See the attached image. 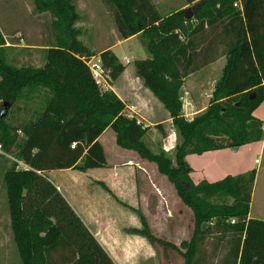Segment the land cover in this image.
Listing matches in <instances>:
<instances>
[{
    "label": "trees",
    "instance_id": "trees-1",
    "mask_svg": "<svg viewBox=\"0 0 264 264\" xmlns=\"http://www.w3.org/2000/svg\"><path fill=\"white\" fill-rule=\"evenodd\" d=\"M102 1L120 39L144 38L148 55L134 60L135 71L168 111L178 141L173 157L163 148L153 150L144 139L149 126L130 116L113 90L100 91L79 58L87 60L95 52L78 38L76 0H31L35 11L50 16L47 58L52 68L16 65L0 30V110L3 101L12 104L33 92L47 93L45 104L26 120H9L8 112L0 116V144L13 157L0 154L9 161L1 178L22 264H116L47 174L105 166L98 136L106 128L118 146L154 162L191 209L194 229L181 243L184 264H209L203 245L210 233L216 238L212 255L219 257L217 264H264V220L248 217L255 169L194 182L185 161L189 153L240 147L262 137L263 122L253 111L264 99V0H184L190 6L200 3L190 17L185 8L162 14L152 0ZM49 51L62 52L66 60L54 61ZM98 55L109 81L125 69L111 48ZM222 56L207 105L186 118L184 78ZM99 184L117 200L103 181ZM132 209L141 226L130 231L166 245L150 231L144 214ZM220 248L223 253L217 252Z\"/></svg>",
    "mask_w": 264,
    "mask_h": 264
},
{
    "label": "rangeland",
    "instance_id": "rangeland-1",
    "mask_svg": "<svg viewBox=\"0 0 264 264\" xmlns=\"http://www.w3.org/2000/svg\"><path fill=\"white\" fill-rule=\"evenodd\" d=\"M15 1L16 0H6L4 3L0 4L1 29L3 27V30L7 31L12 29V26L20 27L21 36L20 34L18 36H5L7 41H14L11 39H16L15 42H17V44L11 46L9 58H17L15 62L16 65L32 62L33 65L42 67V65L49 60L47 58V49H33L30 53L34 58L31 59L27 56L24 57L27 53L25 51L28 50H26L27 48L23 45L33 40L41 28L44 29L43 22L45 20L48 22L50 16L47 12L34 16V13H37V11L34 10L31 0H22L21 4ZM152 1L162 14H166L173 9L190 6L189 4H185L184 0ZM237 5L238 4H236V6ZM76 6L79 13V20L76 21L75 26L80 28L78 38L95 52L92 58L98 57V53L101 50L111 48L119 58L126 63V76L123 78L122 76L119 77V82L122 83V80L129 76L130 71L136 73L134 60L148 55L144 38L140 35H135L127 39H120L111 10L102 0H76ZM4 18L8 20L7 23ZM47 37L48 40H50L49 36ZM49 56H52L54 61L61 63L66 60L62 52L56 53L49 51ZM75 57L77 58L78 56L75 55ZM79 58L85 64V60L81 57ZM222 58L224 59L222 56L217 65L222 62ZM22 59H24L25 62H22L24 61ZM44 60L46 61L42 65L36 63V61L43 62ZM48 67L52 68L51 64H48ZM60 67L59 69L63 70V66L61 65ZM142 85L141 79L136 82V92L139 94V97L144 98L145 93L148 94L147 96L152 97L148 92L149 90H147L148 88H143ZM98 88L100 91L111 89H103L99 86ZM204 88H208L207 90L210 91V83L205 84ZM183 90L182 88L181 100L184 105L185 100L182 98ZM46 99L47 93L40 91L24 96L12 104L9 102L10 106L7 111L9 115L8 119L26 120L33 109L39 111L40 107L45 104ZM183 111L182 107V112ZM126 112L132 113L131 108L127 107ZM132 114L135 115L134 113ZM168 125L166 127H168ZM112 133V129L109 128L101 137V140L108 148L110 146L108 137ZM144 139L153 150L163 148L173 157L174 145L178 141V136L174 127H171V129L169 127L163 129L161 125L155 126V130L148 129L146 131ZM5 156L4 158H13L10 154ZM4 158L0 157V264H22L12 239L6 189L1 178L3 169L9 165V161H4ZM244 159L245 158H243V160ZM189 160L190 162H201V158L197 155H188L185 161L189 163ZM133 167L129 177L138 175V180L134 182L136 184V190L133 195V198L135 196L139 197L136 205H130L118 198L115 200L110 193L96 183L99 181H96L94 178L97 174L104 172L106 166L95 167L88 170L75 169L73 176L63 172L62 175L60 174L62 194L66 196L76 212L85 220L93 234L100 240L103 247L116 264H184V256L182 253L185 247H183L181 243L191 238L194 229V217L191 209L181 200L173 185L168 181L165 175L157 170L156 166H151V169L144 165L141 168H136L137 166L134 164ZM140 171L146 176L149 174L151 182L153 181L154 184L149 180L142 181L140 177L141 174L139 173ZM123 172L125 171L122 170V173ZM128 174L129 173H123L126 177ZM193 177L192 179L194 182L199 181H195V175ZM261 182L262 179L260 178L256 185L254 199L250 205V213L253 216H257L256 211L263 201V195L260 193ZM152 189L159 193V204L156 203L157 201L155 199L152 203V197L149 195ZM129 206L139 209L144 214L150 231L155 236L167 242L166 245L150 242L145 236L130 231L131 227H140L141 223L137 213ZM215 242V235L210 233L203 245L208 255L209 264H217L219 262V257H213L212 255ZM220 251H222V248L218 249L217 252Z\"/></svg>",
    "mask_w": 264,
    "mask_h": 264
},
{
    "label": "crops",
    "instance_id": "crops-1",
    "mask_svg": "<svg viewBox=\"0 0 264 264\" xmlns=\"http://www.w3.org/2000/svg\"><path fill=\"white\" fill-rule=\"evenodd\" d=\"M5 1L6 0H0V4L4 3ZM15 2L21 4L22 0H16ZM37 14H45V12L34 13V16H37ZM5 21L7 23L8 20L5 19ZM46 24L47 22L45 20L43 22L44 29L41 28L38 34L36 35L34 34L35 38L33 40H30L23 45L27 48L26 50H28L25 51L27 53L24 55V57L27 56L28 58L33 59L34 57H32V54L30 53L33 49L42 50V49H49L51 47L49 45L51 42H49L47 37L48 34H47ZM0 30L4 35L7 45L13 46L17 44V42H15L16 39H13L14 41H7L5 36L6 35L18 36L19 34H21L19 26H15V27L12 26V29H9L7 31H4L3 27L2 29L0 27ZM219 60H221V57L203 66L199 70L188 74L184 78V83L182 85V88L184 89L182 93V98L185 100V103L183 105V110H184L183 114L186 118L190 119L193 115L204 109L205 106L207 105L208 100L211 96L210 92L213 89L215 79L219 76L221 68L224 64V59H223L222 62L219 65H217ZM45 61L46 60H44L43 62L36 61V63L42 65ZM22 62H25V60ZM121 62L125 65V69L116 79H114L113 81H109V85H110L109 88H111L119 96V98L124 101L126 108L127 107L131 108V112L135 114L134 116L137 118L138 121H141L142 123H144V125L149 126L148 128L149 130H155L154 125L158 123L161 125L163 129H167L168 127L171 129V127H173L171 123V117L169 116L168 111L162 105V103L156 97H153L154 96L153 93L149 89H147L149 90L148 92L151 94L152 97L147 96L148 94L145 93L144 98L139 97V94H137L136 82H138L140 78L136 75V73H134L133 70H132L133 72L130 71V73L128 71L129 76H127L123 80L121 79L122 83L119 82L118 78L121 76L122 78L126 76V71H127L126 63L123 62L122 60ZM26 63L32 64V62H26ZM48 64H49V60H47L45 64L42 65V67L48 70L49 68ZM207 83H210L211 86L210 91L207 90L208 88H204V85ZM142 86L143 88H147L144 85ZM132 113L129 114L133 115ZM253 114L263 122V133H262V137L259 140L246 143L238 147L236 150L226 147V148L207 150L201 154L189 153L186 155V157L188 155H197L199 156V158H201L200 163L190 162V160L188 163L189 166L192 168V171L190 172L191 176L192 177L194 175L196 176L195 181L200 179L213 181L222 178L227 174L243 173L254 168L256 174L252 186L250 205L252 200L254 199L256 185L258 184L260 178L262 179L260 186V191H261L260 193L263 195V201L256 211L257 216L251 215L250 207H249L248 217L259 218L264 220V99L254 109ZM166 123L167 125L169 124L168 127H166L167 126ZM108 129L109 128H106L98 136V140L101 142V144L104 147L105 157H106V165H105L106 168L104 172L97 174L94 179L96 181H103L113 191L116 197L121 201H125L130 205H136L139 197L135 196L133 198V195L136 190L135 187L136 184L134 182L138 180L137 178L138 175H135V177L134 176L129 177L131 170H133L134 168L133 165L135 164L137 166L136 168H141L144 165L147 166L149 169H151V166H156V165L153 162L141 159L133 150L121 148L120 146H118L115 142L114 132L110 134L108 137L110 143V146L108 148L106 144L101 140L102 135L105 134V132H107ZM243 158L245 159L243 160ZM74 170H75L74 168L51 169L48 171L47 174L49 176V179L52 181V183L62 193L61 191L62 181L60 179V174L62 175L63 172H66L70 174V176L71 175L73 176ZM122 170L125 171L123 172L124 174L129 173L127 177L126 175H123ZM139 173L141 174L140 177L142 181L149 180L151 182V177L149 176V174H147L146 176L144 173H142V171H140ZM96 183L99 184V182ZM151 183L154 184L153 181ZM158 194L159 193H157L156 190L154 189L150 191L149 195L152 197L153 200L152 203L154 202L155 199L157 201L156 203L159 204L160 199ZM63 196L66 198L65 195ZM68 203L70 204L69 201ZM80 218L85 223V225L90 229V227L85 222V220L81 216Z\"/></svg>",
    "mask_w": 264,
    "mask_h": 264
},
{
    "label": "built area",
    "instance_id": "built-area-1",
    "mask_svg": "<svg viewBox=\"0 0 264 264\" xmlns=\"http://www.w3.org/2000/svg\"><path fill=\"white\" fill-rule=\"evenodd\" d=\"M234 4H237V3H234ZM85 63L89 69L90 75L93 81L95 82V84L98 85L100 88L108 89L110 87L108 74L101 63L99 56L93 57V58L90 57L89 59L85 60ZM74 146H75V142H72L71 147H74ZM0 154L7 155V153L4 152V150L2 149L1 144H0ZM19 164L21 166L24 165L22 162H19Z\"/></svg>",
    "mask_w": 264,
    "mask_h": 264
},
{
    "label": "water",
    "instance_id": "water-1",
    "mask_svg": "<svg viewBox=\"0 0 264 264\" xmlns=\"http://www.w3.org/2000/svg\"><path fill=\"white\" fill-rule=\"evenodd\" d=\"M199 2L198 3H194L191 6H188L185 8V17H190L192 16L193 12L197 9V7L199 6ZM10 106V103L7 101H4L1 105V110H0V116H4L7 111H8V107ZM238 148V146H233L231 147V149L236 150ZM202 228L205 229L206 228V223L202 224Z\"/></svg>",
    "mask_w": 264,
    "mask_h": 264
}]
</instances>
